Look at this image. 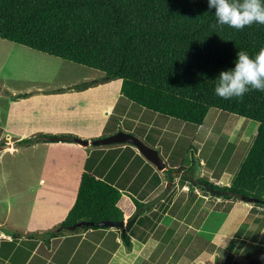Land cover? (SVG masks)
I'll use <instances>...</instances> for the list:
<instances>
[{"label":"trees","instance_id":"1","mask_svg":"<svg viewBox=\"0 0 264 264\" xmlns=\"http://www.w3.org/2000/svg\"><path fill=\"white\" fill-rule=\"evenodd\" d=\"M214 11L208 0H0V39L103 72L106 81L119 79L123 99L158 116L201 127L214 108L255 122L257 134L229 187L205 178L193 179L192 184L224 200L260 207L264 206V92L224 100L215 95L212 80L233 66L238 50L254 55L264 47V25L254 23L239 31L213 28ZM79 140L74 134H41L18 144ZM191 169L179 167L176 172L191 176ZM184 174L182 179L191 181ZM122 198L113 183L83 172L59 231L109 229L99 224L124 221ZM136 203L127 225L116 228L127 250L146 206ZM261 260L255 256L249 264Z\"/></svg>","mask_w":264,"mask_h":264},{"label":"crops","instance_id":"2","mask_svg":"<svg viewBox=\"0 0 264 264\" xmlns=\"http://www.w3.org/2000/svg\"><path fill=\"white\" fill-rule=\"evenodd\" d=\"M89 84L90 82L84 85L88 87ZM89 86L92 87L83 88L90 92L100 90L101 93L95 95L92 92V95H85L84 98L78 96L79 93H75L76 89L68 88V91L73 92L74 95L69 97L64 94L58 95L56 98L59 99L54 102L46 103L41 100L26 102L27 99L22 97H18L15 101L17 109L18 106L24 107L28 109V113L16 117V122L12 125L8 117L3 128L10 129L16 125L21 129L23 127L21 124L27 121V131L32 130V132L23 133L15 141L8 136L9 146L2 145L0 148L6 149L0 151V161L5 154L17 153L19 158H23L27 153L30 158L21 161H29L33 166H37L44 174V178L48 174L50 185L43 188L39 186L40 183L37 189L16 192L14 198L21 204L18 207V222L8 227L21 232L22 235L14 234L11 235L13 241L1 242L0 264H211L214 253L197 248L199 242L205 241V244L207 242L215 245L216 251L224 247V249H234L229 250L228 254L234 255L236 259L240 258L245 248L250 252L252 250L259 252L264 248V206H257L261 209L253 210L254 217L250 223L252 226H248L245 231L249 237L244 236V229L240 227L248 223L246 217L250 214V208L245 203L235 200L221 199L225 202L221 206L222 209L229 206L225 210L226 223L224 221L222 226L211 231L206 228L208 214H212L216 209L210 210L207 205L206 207L198 205L202 195L197 197L196 193H199V189L192 182L193 179L203 177L211 182L217 162L200 161V172L192 171L194 174L187 176L191 181L186 180L180 185L183 178L181 174L170 177L166 175L169 166L165 163V156L161 155L160 138L153 145H149L154 150L160 149L158 154L165 166L163 170H158L131 143L94 144L117 135L120 125L124 133L132 132L123 127L124 122H122L126 117L131 116L132 103L125 99L126 103L121 96V81H106L101 77L93 79ZM94 86L97 87L94 89ZM61 98L67 99L61 101ZM120 104L126 105L122 112L119 110ZM116 113L117 124L115 127H109L110 120ZM139 113L142 116L140 121L147 116L153 125H156L160 118L157 115L152 117L144 110ZM148 131L145 136H140L145 141L151 135ZM41 134H74L81 140L88 141L89 144L42 142L31 146H14L27 135L35 138ZM101 137L104 138L97 140ZM74 163H77L80 172L78 187L82 173L85 171L118 187L123 195L122 205L125 208L127 222L137 210L136 201L146 205L141 208L132 229L130 250H127L123 244L116 228L98 231L81 228L75 231H59V226L73 206L78 192L77 182L70 173L76 168ZM225 163L227 165L230 161ZM21 164L24 166V163ZM174 167L177 168L179 165ZM128 170L131 171L129 175H127ZM31 175L33 176L32 173ZM219 179L229 187L234 175L224 169ZM189 184L194 188L192 194L189 193L191 191ZM180 194L185 196L182 202L177 203V208L173 212ZM202 213L203 217L207 215V219L201 224ZM187 216L191 218L190 222H187ZM3 224L4 222H0V228ZM3 231L5 230H0V235L4 234ZM52 232L55 234L51 235ZM77 238L79 240H75ZM192 248L197 249V252L193 253ZM240 248L241 251L238 252Z\"/></svg>","mask_w":264,"mask_h":264},{"label":"rangeland","instance_id":"3","mask_svg":"<svg viewBox=\"0 0 264 264\" xmlns=\"http://www.w3.org/2000/svg\"><path fill=\"white\" fill-rule=\"evenodd\" d=\"M104 76L105 74L103 72L0 39V148L2 145L9 146L7 143L9 142L7 139L8 136H11V140L15 141L23 133L29 134L32 132V130L27 131V121L21 124L23 125L21 129H18L16 125L14 128L10 129L3 128L6 126L8 117L10 125H12L16 122V117L22 113H28V109L24 107L20 108V106H18V109L16 108L15 101H17L18 97L26 98V102L41 100L49 103L59 99L56 98L58 95L64 94L67 95L66 97L74 95L73 92L68 91V88L76 89L75 93H79L78 96H83L84 98L85 95H92V92L98 95V93H101L100 90H92V92H90L83 87H86L84 84L88 82H90L89 85H91L93 79ZM113 81L119 82L121 80L116 79ZM89 85L86 87L87 89L92 87ZM96 87L97 86H94V89ZM66 99L67 98H61V101ZM125 101L127 103V100ZM121 105L122 104L119 106V110L122 112V110L126 108V105ZM131 105V116L126 117L122 122H124L123 127L132 132L125 133L131 134V136L141 140L149 147L151 146L149 144L153 145L157 139L160 138V142H162L161 155L162 157L165 156V163L169 166L167 169H175L171 172L167 170V177L180 174V176H183L184 172H176V169L179 167H184L185 169L193 167L191 171L195 170L198 173L200 172V161H213L218 164L212 176L213 179L211 183L223 186L224 184L220 182L219 178L224 169L228 170L232 176H235L257 134L258 125L255 122L248 121L234 114L221 112L214 108L209 111L204 124L201 127H197L194 124H187L180 120L158 115L157 117L160 118L156 125H153L147 116H145L147 119L144 118L140 121L142 116L139 112L141 110L143 111V108L134 103ZM116 115L117 113L111 118L109 127L116 126ZM150 115L153 117L155 114L150 113ZM255 127H257L256 130ZM122 129L120 125L117 133H124ZM147 131L151 132V135L149 139L145 141L140 136H145ZM107 132L108 131H106V133ZM28 138H32V135H27V137L21 140ZM14 146L18 147L21 145L14 144ZM1 150L4 151L6 149L3 147L0 151ZM156 151L160 152V149ZM3 157L4 158L0 161V222H4L1 227H8L16 225L18 222V207L21 204L14 198L16 192L20 190L37 189L39 186L47 188L50 183L48 174L46 178H44V174L39 171L37 166H33L29 161H21L30 158L29 154L25 153L23 158H19L17 153L15 155L5 154ZM225 161H230V163L227 164L228 167H226ZM21 162L24 163V166ZM174 165H179V167L175 168ZM74 166L76 167L75 170L70 173L75 178L78 187L80 172L77 163H74ZM129 174H131L130 170L127 172V175ZM205 179L208 180V178ZM184 182L185 181L182 179L179 184L181 185ZM40 183L41 185H39ZM189 187L191 191H188L192 194L194 188L191 184H189ZM198 189L199 195L196 193L197 197L202 195L198 200V205L201 207H206L207 205V208L210 210L216 209L212 214H208L209 219H207L206 214L203 217L202 213L200 216L201 224L203 220L205 221L207 219L205 224L209 231L219 228L225 221V215L227 213L225 210L229 206L222 209L221 206L225 203L222 201L224 200L223 198H219L211 192L203 190L200 186H198ZM173 195H175V193ZM183 196L185 195L180 194L176 201V205L173 207V212H175L177 208V203L182 202ZM193 197L194 195H192V198ZM233 200H235V202H242V204L245 203L246 206L250 208V214L248 213L249 215L246 217V222L248 223L240 227V229H244V234L245 231L252 226L250 223H252L254 217L252 215L254 214L253 210L261 208H257V205L251 202ZM243 207L245 208L244 205ZM124 220L126 221V218H124ZM145 220L146 218H144V221ZM190 221L191 218L187 216V222ZM3 233L9 236L14 235L8 231H3ZM244 236L249 237L246 233ZM75 240H79V238ZM197 248L200 250L207 249L214 253L211 264H249V260H251L254 255L262 257L263 260H261L259 264H264V248L261 247H257L259 249L261 248L259 252H257V250H252L250 252L248 248H245L242 252L243 254L237 259L234 255L228 254L229 250L233 251L234 249H224V247L222 250L216 251L217 248L215 245L208 244L207 242L205 244V241L199 242V247ZM192 251L196 253L197 249L192 248ZM237 251H241V248Z\"/></svg>","mask_w":264,"mask_h":264},{"label":"clouds","instance_id":"4","mask_svg":"<svg viewBox=\"0 0 264 264\" xmlns=\"http://www.w3.org/2000/svg\"><path fill=\"white\" fill-rule=\"evenodd\" d=\"M215 10L213 28L243 30L254 23L264 25V0H208ZM214 81V93L224 100L242 99L252 91L264 92V47L250 55L238 50L233 66L221 70ZM13 241V240H12Z\"/></svg>","mask_w":264,"mask_h":264},{"label":"water","instance_id":"5","mask_svg":"<svg viewBox=\"0 0 264 264\" xmlns=\"http://www.w3.org/2000/svg\"><path fill=\"white\" fill-rule=\"evenodd\" d=\"M118 142H128L134 145L139 152L153 165H155L158 170H163L165 168L162 159L160 158L158 152L154 150L153 148L145 145L141 140L125 134V133H118L115 136L103 139L101 141L94 142V144H108V143H118ZM80 144L82 145H88L89 142L85 140H79ZM91 226H95L94 224H91ZM99 226L108 227V228H124L126 226L125 221L121 222H101ZM1 230H5L8 232H11L13 234L22 235L21 232L15 231L9 227H2Z\"/></svg>","mask_w":264,"mask_h":264},{"label":"built area","instance_id":"6","mask_svg":"<svg viewBox=\"0 0 264 264\" xmlns=\"http://www.w3.org/2000/svg\"><path fill=\"white\" fill-rule=\"evenodd\" d=\"M12 240H13V238L11 236H9V235H5V234L0 235V243L2 241H12Z\"/></svg>","mask_w":264,"mask_h":264}]
</instances>
